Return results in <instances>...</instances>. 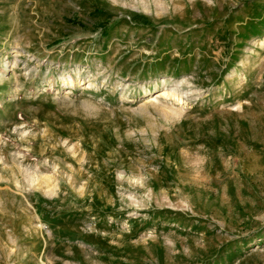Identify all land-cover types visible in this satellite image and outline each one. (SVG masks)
<instances>
[{
	"label": "rangeland",
	"instance_id": "1",
	"mask_svg": "<svg viewBox=\"0 0 264 264\" xmlns=\"http://www.w3.org/2000/svg\"><path fill=\"white\" fill-rule=\"evenodd\" d=\"M126 2L0 0V264H264V0Z\"/></svg>",
	"mask_w": 264,
	"mask_h": 264
},
{
	"label": "bare ground",
	"instance_id": "2",
	"mask_svg": "<svg viewBox=\"0 0 264 264\" xmlns=\"http://www.w3.org/2000/svg\"><path fill=\"white\" fill-rule=\"evenodd\" d=\"M116 1V0H115ZM162 0H129V2H126L125 5L129 6L131 9L134 10H142V11H152L155 12V14L159 15L160 13L165 14L166 10H170L173 9L175 12L177 11V7L176 4L174 3V5L172 6L171 4H169L168 6H170L168 9L164 6H162ZM172 3L174 2V0H170ZM209 1V0H208ZM172 11V10H171ZM259 45H262V40L259 41ZM1 63H3V61H0ZM16 64L13 65V68L15 67ZM2 71H0V82L2 81V78L4 76V69H6L7 67V62L4 61V63L2 64ZM35 68L32 69L29 72V75H27V80L31 79V77H35L36 74L34 73ZM48 74V73H46ZM75 75V79L77 80V83L79 82V75L80 72L79 70H74V74ZM74 77L72 76L71 73H67L65 71V69L61 72L60 75H58L57 79H58V85H59V89H60V85L64 84L66 82L70 83V87H68L69 89L67 90V93L65 94V97H68L69 94L71 93V89L74 87V83H73V79ZM171 77H167V76H162L160 77V79L154 84L153 88L155 89L154 93L145 97L143 100V104L146 103H152L153 101H157L160 104H164V97L170 96L173 97L176 101H180L181 100V91H179L178 89V84L179 81H175V86L171 87L169 86L170 82H171ZM97 80V76L95 75V73L90 74L89 79H88V87L92 86ZM46 87V86H45ZM144 87V86H143ZM145 89L146 86H145ZM150 89V88H148ZM150 91V90H148ZM58 94V92L56 93ZM124 97H126V95L124 94ZM167 99V98H166ZM157 103V104H158ZM170 104V102H169ZM177 104V103H176ZM41 188H43L42 186L45 185L46 187H50L51 185H49V178H46L44 181L39 182ZM52 188V187H51ZM51 188L49 189L51 191ZM47 190V191H49ZM52 192V191H51ZM50 192V193H51ZM40 227H43L42 224H39Z\"/></svg>",
	"mask_w": 264,
	"mask_h": 264
},
{
	"label": "crops",
	"instance_id": "3",
	"mask_svg": "<svg viewBox=\"0 0 264 264\" xmlns=\"http://www.w3.org/2000/svg\"><path fill=\"white\" fill-rule=\"evenodd\" d=\"M33 208L35 209V207L33 206Z\"/></svg>",
	"mask_w": 264,
	"mask_h": 264
}]
</instances>
